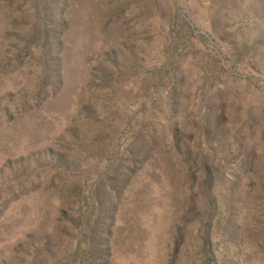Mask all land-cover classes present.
<instances>
[{"label":"rangeland","instance_id":"obj_1","mask_svg":"<svg viewBox=\"0 0 264 264\" xmlns=\"http://www.w3.org/2000/svg\"><path fill=\"white\" fill-rule=\"evenodd\" d=\"M210 213L264 264V0H0V264H202Z\"/></svg>","mask_w":264,"mask_h":264},{"label":"trees","instance_id":"obj_2","mask_svg":"<svg viewBox=\"0 0 264 264\" xmlns=\"http://www.w3.org/2000/svg\"><path fill=\"white\" fill-rule=\"evenodd\" d=\"M66 24V22L64 23ZM113 57V55L111 56V58ZM203 115H201V124H200V127L202 129V131H208V122L209 121H214L215 118H216V114H214V110H211L210 107L208 108H204V110L202 111ZM210 127V126H209ZM153 138V137H152ZM143 139H137L135 137V140L133 143H147L146 141H144ZM156 142V139L153 138V140L150 141V143H155ZM140 144H137L136 146H140ZM154 144L150 145V146H146V144H143L142 147H140V151L137 152V153H130V158H129V162H130V168H128L127 171L124 170L123 172V176L127 175V176H130L132 173H134L135 171H138L142 165V162L144 159H147L149 158L152 154V147H153ZM175 143H172V147H175ZM177 149H179V147H177ZM154 156V155H153ZM155 158V157H154ZM154 162V161H153ZM202 164L204 165L205 163L202 162ZM118 169V167H117ZM117 169L115 170V172L117 171ZM205 169V168H204ZM204 171V176H203V179H204V185H205V188L206 190L211 186L210 183H212L213 181V176H212V171L209 170V169H205ZM125 176V177H127ZM125 177H120L118 176L117 174L114 175V178H116L115 182L117 181V179H119V185L116 186V190H114V193L116 195V197L120 196V192L121 190L123 189L124 185H125ZM209 188V194H210V206L208 207L207 209V212H212V210L214 209V200L216 198V193L215 191H212V189L210 190ZM105 197H103L102 199H104L102 202H103V210L101 212V215H102V219L105 218L106 216H108V210L106 211L105 210V205L107 204V200L106 198L109 199V193L105 192ZM187 209V208H186ZM211 215L209 216V220H207L203 226H202V230H203V233H205L204 237H203V257H202V264H218L219 261H218V257H216L214 251H215V246L214 244L211 242V239H210V234H209V230H211V226H212V223L210 221V217H213V213H210ZM230 223V222H229ZM228 223V224H229ZM227 224V229H230L229 228V225ZM232 224V223H231ZM99 229H101L100 231V235L99 236H95L93 238L94 240V243L96 246H93V249H95V247L98 248V251L100 254H103L102 250H103V246L102 245H106V238H103L104 237V223H99ZM103 235V236H102ZM176 233H174V237H177L175 236ZM258 242H257V248L260 249V254L262 255V260L264 261V236L261 237L260 235V239L258 238L257 239ZM106 249V248H105ZM108 249V248H107ZM105 261V262H104ZM87 261L83 260L82 262L80 263H85ZM236 262H228L226 264H235ZM100 264H108L106 262V259L103 260V262H100Z\"/></svg>","mask_w":264,"mask_h":264},{"label":"water","instance_id":"obj_3","mask_svg":"<svg viewBox=\"0 0 264 264\" xmlns=\"http://www.w3.org/2000/svg\"><path fill=\"white\" fill-rule=\"evenodd\" d=\"M178 15H182L181 13H178ZM166 143V142H165ZM165 145H167V144H165ZM164 146V145H163Z\"/></svg>","mask_w":264,"mask_h":264}]
</instances>
